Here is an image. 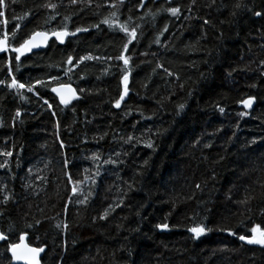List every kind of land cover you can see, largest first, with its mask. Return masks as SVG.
I'll return each instance as SVG.
<instances>
[{
  "label": "trees",
  "instance_id": "16d2710c",
  "mask_svg": "<svg viewBox=\"0 0 264 264\" xmlns=\"http://www.w3.org/2000/svg\"><path fill=\"white\" fill-rule=\"evenodd\" d=\"M6 5L0 38L13 46L36 31L88 30L26 53L19 69L15 53H0V152H12L0 155V264H12L8 245L23 235L45 248L43 264H264V247L238 239L264 229V0ZM120 26L137 32L127 66L116 59L128 41ZM9 69L33 92L9 88ZM37 80L79 98L61 104ZM197 224L211 231L194 239Z\"/></svg>",
  "mask_w": 264,
  "mask_h": 264
},
{
  "label": "snow or ice",
  "instance_id": "6c2138e0",
  "mask_svg": "<svg viewBox=\"0 0 264 264\" xmlns=\"http://www.w3.org/2000/svg\"><path fill=\"white\" fill-rule=\"evenodd\" d=\"M12 2L15 3L16 0H12ZM70 2L72 4H76L79 2V0H70ZM119 3L122 5L124 3V0H119ZM6 6H7L6 0H0V8H4ZM97 6L99 7L100 5H97ZM109 6L115 8L116 4H111ZM43 7H50V8L55 9L56 5L55 4H45V5H43ZM236 7L239 8V7H241V5L238 3V4H236ZM169 11H170L172 16H178L180 9L177 7H172L169 9ZM233 15H235V13H233ZM254 15L259 17L262 15V13L260 11H256V12H254ZM4 16H5L4 11H0V17H4ZM111 16L115 17L116 13L115 12L111 13ZM52 18L54 19V17H52ZM3 23L6 26L8 23L7 19H5L3 21ZM102 23L109 25V27L112 26V21L110 18L104 19L102 21ZM204 23L208 24L209 21L205 20ZM16 28L18 29L19 25H17ZM120 28H121V31L125 32L126 35L128 36V41L123 46V52L119 56H117L116 59L123 61V64L125 66H127L129 64L130 58L126 57L123 53L128 51V44L132 43V41L134 39H136L137 32H136V29H132L131 31H129L128 28L124 27V26H120ZM87 30L88 29H86V28H77L76 32L87 31ZM166 30L167 29L165 28V31ZM76 32H69L66 27L59 30V31H57L55 29H53L51 31H36L31 35L30 38L24 39L23 42L18 47L9 44L8 34H7V32H5L3 38H0V53H4V54L9 53V52L15 53L16 55L14 57V60L17 62L16 68L19 69V62L21 61V57L24 56L25 53L31 52L33 48H37L43 44H46L50 37H55L56 40H58L61 44H63L66 36H69V35L74 36V35H76ZM15 35H16V32L13 31L12 32L13 38H15ZM37 38H40V39L37 40ZM85 59H91V57H81L80 58L81 61H83ZM97 59H99V58H97ZM109 59H111V57ZM72 60H73V58L71 56H69L67 58V63L69 65H71ZM157 67H162V65H157ZM262 67H264V62H262ZM68 71H71V69H68ZM165 71L167 72V69H165ZM122 72H123V75L121 78V83L123 84V91L119 94L118 99H115V101H114V107H116L118 109L121 107V102L125 100V97L128 95V92H129L128 78H129L130 73L126 68L122 69ZM167 74L169 76L173 75L171 72H167ZM8 75L12 76L11 83L7 84V86L9 88H15L17 90L26 89L27 92H33V89L36 86L35 84L29 83L26 86L25 83L18 82L16 77L12 74L11 69H9ZM50 80L59 82L60 78L58 76H52V77H50ZM0 83H5V81H0ZM36 84L42 85L43 87H46V88H51V91L57 93V95L59 96L60 103L64 104V105L69 104L72 99H78L79 98L76 94V90L74 88H72L71 85H68V84L60 83L59 88L52 86L50 83H45L43 80H37ZM181 87H183V85H181ZM60 89H65L70 95L65 96L64 94H62ZM81 91H83V89H81ZM34 94H36V93H34ZM253 101H254V98L250 97L247 100H243L241 103L243 104L244 108H251ZM43 102H44V104H47L49 108L52 107V105L48 103V100L45 99ZM183 107H184L183 104L179 105L180 110H183ZM219 111L224 112V108L220 107ZM239 114L241 116L246 115V113H244V112H241ZM19 115H20V113L17 112V116H19ZM127 139H128V141H131L133 139V137L129 136ZM61 147H63V144H61ZM146 147L152 148L153 145L149 141L146 144ZM0 155L11 157L12 152H10V151L0 152ZM93 159L94 160L98 159V157L94 155ZM6 163H7V161H5V164H0V167L5 166ZM105 163H115V161L108 160V161H105ZM69 164H70V161L65 159L64 167L67 168L69 166ZM69 181L71 182V176H69ZM196 187L199 188L200 185H196ZM75 191H76V189L73 188L74 193H75ZM5 199H7V197H5ZM250 199H252V197H248L245 200L240 201V203L241 204H247ZM81 203H83V201H81ZM262 214H264V211H262ZM107 215H108V211L106 210L105 213L103 215H101L99 218L101 220L106 219ZM37 223H39V222H37ZM29 227H31V225H29ZM57 227H59V225H57ZM65 227H67V225H65ZM156 227L158 229H161V230H168L169 229V225L167 223L157 224ZM221 230H225V229H221ZM187 231H189L190 233L193 234L194 239H199L202 235H205L207 231H211V229H208L203 224H197L196 226L189 227L187 229ZM227 231H228L229 235H235V233L233 231H231V230H227ZM250 231L252 233V235L250 237H248L246 235H238V239L241 241H245L249 245H260L261 247H264V229H261V227L259 225H256V226L252 227L250 229ZM5 239H7V237L4 234H0V240H5ZM20 239L23 240L24 237L21 236ZM22 247L26 250V252L29 255H25L19 251V249H21ZM8 248L10 249L13 258H15L17 260H21V259L25 260V261H27V264H39V261L36 259V257L41 252L44 251L43 247L29 248L27 245H21V244H9Z\"/></svg>",
  "mask_w": 264,
  "mask_h": 264
},
{
  "label": "water",
  "instance_id": "95a60500",
  "mask_svg": "<svg viewBox=\"0 0 264 264\" xmlns=\"http://www.w3.org/2000/svg\"><path fill=\"white\" fill-rule=\"evenodd\" d=\"M68 36L65 37V40ZM40 38H37V40H39ZM55 39V37H50L47 41L46 44H43L41 45L40 47H37V48H33L31 52H27V53H36V52H40V51H43V50H46L47 47L49 46L50 42ZM64 40V42H65ZM58 41V40H57ZM26 54V53H25ZM23 57V56H22ZM72 87V86H71ZM57 88H59V86H57ZM73 88V87H72ZM60 91L62 92V94H64L65 96H68L70 95L65 89H60ZM77 94V92H76ZM54 95L60 100L59 96L57 95V93L54 92ZM78 96V95H77ZM76 101V99H72L70 103ZM241 106L244 108L243 104H241ZM253 108V103H252V107L251 108H245V109H252ZM24 239L21 240L17 243V244H21V245H27L29 248H32L33 246H31L29 243H28V237L23 235ZM245 242V241H244ZM19 251L25 255H29L26 250L22 247L21 249H19ZM45 254V248H44V251L41 252L37 257L36 259L39 261V264H43L42 263V258ZM10 256H11V260H12V264H27V261L25 260H17L15 258L12 257V253L10 251Z\"/></svg>",
  "mask_w": 264,
  "mask_h": 264
}]
</instances>
